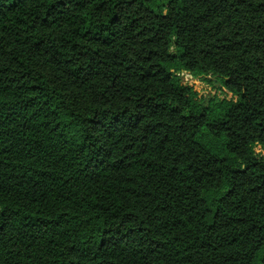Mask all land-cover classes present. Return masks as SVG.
<instances>
[{"label":"trees","instance_id":"16d2710c","mask_svg":"<svg viewBox=\"0 0 264 264\" xmlns=\"http://www.w3.org/2000/svg\"><path fill=\"white\" fill-rule=\"evenodd\" d=\"M256 146L264 0H0V264H264Z\"/></svg>","mask_w":264,"mask_h":264},{"label":"rangeland","instance_id":"374dc122","mask_svg":"<svg viewBox=\"0 0 264 264\" xmlns=\"http://www.w3.org/2000/svg\"><path fill=\"white\" fill-rule=\"evenodd\" d=\"M211 79V83L204 81V80H200V83L195 85V91L198 93L199 95V99L201 98H210V97H214L216 96L218 99H223L222 96L224 94V88L221 87V84L215 80L214 78H210ZM232 99H235L232 98ZM256 154H258L259 156L263 155L264 156V152L261 148V146H256L255 148Z\"/></svg>","mask_w":264,"mask_h":264},{"label":"built area","instance_id":"2783aa9c","mask_svg":"<svg viewBox=\"0 0 264 264\" xmlns=\"http://www.w3.org/2000/svg\"><path fill=\"white\" fill-rule=\"evenodd\" d=\"M180 75V77L182 78V81H183V84L186 85V86H189V87H192L193 89H195V85L200 83V79L199 78H196L194 77L190 72H181V73H178ZM224 91V94L222 96V100L226 99V100H231L233 97H232V94L230 92H228L226 89L223 90Z\"/></svg>","mask_w":264,"mask_h":264}]
</instances>
